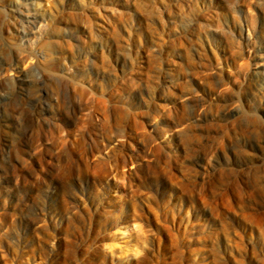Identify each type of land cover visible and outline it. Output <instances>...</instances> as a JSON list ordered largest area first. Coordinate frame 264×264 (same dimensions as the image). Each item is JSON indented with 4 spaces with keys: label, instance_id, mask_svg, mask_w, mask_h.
<instances>
[{
    "label": "rangeland",
    "instance_id": "obj_1",
    "mask_svg": "<svg viewBox=\"0 0 264 264\" xmlns=\"http://www.w3.org/2000/svg\"><path fill=\"white\" fill-rule=\"evenodd\" d=\"M0 264H264V0H0Z\"/></svg>",
    "mask_w": 264,
    "mask_h": 264
}]
</instances>
